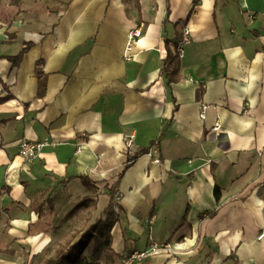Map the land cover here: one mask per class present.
<instances>
[{
	"label": "crops",
	"instance_id": "1",
	"mask_svg": "<svg viewBox=\"0 0 264 264\" xmlns=\"http://www.w3.org/2000/svg\"><path fill=\"white\" fill-rule=\"evenodd\" d=\"M184 27L167 87L164 40ZM25 43L18 66L0 58V241L32 240L52 213L34 201L56 213L78 176L96 183V220L127 154L150 147L115 188L113 264H264V0H1L0 57ZM22 140L55 145L27 164Z\"/></svg>",
	"mask_w": 264,
	"mask_h": 264
},
{
	"label": "trees",
	"instance_id": "2",
	"mask_svg": "<svg viewBox=\"0 0 264 264\" xmlns=\"http://www.w3.org/2000/svg\"><path fill=\"white\" fill-rule=\"evenodd\" d=\"M11 4H16L19 0H9ZM165 50L166 56L161 61L159 74L165 79L166 86L170 87L172 83H176L180 80L179 75V64L180 56L176 51L177 42L176 40H168L165 38ZM31 43H25L18 54L14 56H4L0 58L6 59L11 67H16L22 60L24 53L30 48ZM41 61L36 62V74H37V97H42L46 90V81L45 76L40 71ZM10 99V96L0 98V103H3ZM150 148V147H149ZM149 148H140L135 151L133 154H127L126 162L123 165L122 171L119 173L117 180L110 187H105L104 195L109 196V203L107 207L102 211L101 215L89 225V227L84 231L79 239L75 242H67L62 247L56 250L55 254L52 257L47 258L43 264H99L98 257L95 255L98 254L101 247L105 248L109 253L110 262L114 263L117 255L111 249V228L115 223V217L113 216V204L117 201L114 199V194H116V189L118 187V182L122 178L123 174L130 166L141 156L147 154ZM81 185L85 188L87 194L83 196L72 209L68 212V215H73L79 210H93L96 207L97 198L99 196L98 188L96 183L91 181L88 177L78 176L76 177ZM71 179V178H69ZM66 182V181H63ZM59 184H61L59 182ZM218 190L215 189V198L217 199ZM264 200V194H263ZM33 204H36L34 210H41L44 204H48L50 212H53V207L50 201V198L43 199L39 197L37 201H34ZM85 249H88L90 258L92 262H86L81 254Z\"/></svg>",
	"mask_w": 264,
	"mask_h": 264
},
{
	"label": "rangeland",
	"instance_id": "3",
	"mask_svg": "<svg viewBox=\"0 0 264 264\" xmlns=\"http://www.w3.org/2000/svg\"><path fill=\"white\" fill-rule=\"evenodd\" d=\"M11 49L13 48L11 47ZM71 185L73 188L72 193H74L70 195L71 200H69V197H62L58 201L56 213L53 211L46 220H40L38 228L36 226L31 229V233L34 234L32 240L27 242H19L18 239L11 242L0 241V264H43L64 244L79 239L80 235L95 220L93 219L92 210H79L73 215H68L75 203L82 198L81 196H75L80 189H76L75 186L81 188L82 186L77 182H72ZM63 196L66 195L63 194ZM35 206L36 204L31 206L33 211ZM2 229L4 228L0 226V230ZM108 253L103 247L99 249L98 254L95 255L98 257L99 264H113L110 262ZM81 257L86 262L93 261L90 258L88 249L84 250Z\"/></svg>",
	"mask_w": 264,
	"mask_h": 264
},
{
	"label": "built area",
	"instance_id": "4",
	"mask_svg": "<svg viewBox=\"0 0 264 264\" xmlns=\"http://www.w3.org/2000/svg\"><path fill=\"white\" fill-rule=\"evenodd\" d=\"M135 33H129L128 34V41L126 45V51L130 50L131 43L134 40ZM189 42V30L187 27L183 28L182 31V37L180 41L177 43L176 51L179 54V56L183 53V46ZM125 59H128L129 56H127V53L124 55ZM220 129L219 122H215L212 131L217 132ZM220 146L225 147L226 143L224 141H220ZM55 144L52 141H28V140H22L18 144V155L23 159L24 163L30 164L35 159H37L41 155V151L46 146H54ZM132 145V138H129L125 141V147L130 148ZM119 195L116 193L114 194V199L118 200ZM263 234L261 233L258 237V239L262 238ZM166 246V245H165ZM164 245H157L153 244L150 247L151 253H157L160 251V249H165ZM146 251H134L130 255L126 256L121 260L120 264H134L137 261L142 260L146 256Z\"/></svg>",
	"mask_w": 264,
	"mask_h": 264
}]
</instances>
